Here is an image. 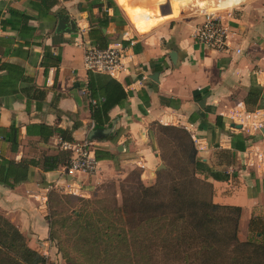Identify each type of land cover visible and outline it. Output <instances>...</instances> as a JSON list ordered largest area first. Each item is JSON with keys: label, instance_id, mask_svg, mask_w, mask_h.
Listing matches in <instances>:
<instances>
[{"label": "crops", "instance_id": "crops-1", "mask_svg": "<svg viewBox=\"0 0 264 264\" xmlns=\"http://www.w3.org/2000/svg\"><path fill=\"white\" fill-rule=\"evenodd\" d=\"M189 2L0 0V157L36 162L25 180L0 183V212L32 250L51 249L45 209L37 199L48 185L88 194L135 167L148 184L166 170L155 126L178 131L194 159L227 174L195 175L210 185L212 203L238 208V241L250 237L251 218L264 223V0H238L227 10L229 47L222 50L194 41V28L204 17L197 11L205 2ZM211 3L224 7L226 0ZM10 11L26 19L12 20ZM60 15L67 19L57 30ZM129 40L131 59L115 77L84 68L86 47ZM105 97L113 104L94 120L96 103L89 100L99 104ZM11 123L17 129L15 151L6 139ZM94 124L110 129L102 138H90L93 151L103 155L94 173L67 175L61 166L42 170L43 156L67 152L58 131H69L76 142L87 138Z\"/></svg>", "mask_w": 264, "mask_h": 264}, {"label": "trees", "instance_id": "trees-1", "mask_svg": "<svg viewBox=\"0 0 264 264\" xmlns=\"http://www.w3.org/2000/svg\"><path fill=\"white\" fill-rule=\"evenodd\" d=\"M110 4L115 11V4ZM9 14L12 20L26 19V16L18 11H10ZM27 30H32V28L28 27ZM100 47L103 48L105 45ZM25 81H30V79H25ZM249 93L251 91L248 95ZM90 95L93 96L92 90H90ZM105 99L107 101L105 97L100 101L101 103L99 102L100 105L96 102L95 108L91 109V116L94 120L99 110L105 113L112 106L113 103L106 102ZM97 106H100V109ZM93 127H97V130L101 129L99 124H94ZM16 132V127L11 123L6 137L10 151H15L18 145ZM58 134L62 140L71 141L69 131L60 130ZM101 153V151H94L96 160L103 158ZM105 156L110 158L106 154ZM68 157V152L43 156L42 170L48 171L57 166L63 167L67 164ZM33 164L36 162L32 160L14 161L0 157V183L12 186L25 180L28 167ZM178 171L181 173V181H169L170 191L178 192L175 188L188 187L196 183L199 184V194L203 192L208 198V200L201 199L199 196L200 202L196 208L190 205L193 208L191 214L196 218L195 222H189L184 212L170 215L164 211L147 215L137 223L129 225L124 218L123 206L118 205L114 199L112 204L108 202L101 204V200L75 197L76 195L71 193L73 196L63 195V197L66 199L72 197L80 205L72 207L71 212L75 219L67 223L65 217L54 219L58 212L57 208H61L63 203L59 200L55 202L54 194L49 191L46 194L45 209L48 240L52 242L54 238H57L55 231L57 225L63 227L67 231L68 239L65 240L68 242L72 240L74 252L86 259H92L91 264H223L225 258L227 264H264L262 258L255 257L254 261H250L248 255L232 253L237 252L233 251L235 245L243 246L250 242L248 238L245 241H238L236 238L238 208L212 203L209 196L210 185L195 175L200 172L214 179H223L227 174L222 172L219 174L211 170L201 161L194 159L192 153L187 156L186 162ZM99 202L100 204L97 205ZM54 207L56 208L53 209ZM219 210L226 212L218 213L217 219L216 211L219 212ZM217 220L222 228L229 230L227 239L218 245L190 227L192 225L198 227ZM248 229L254 237H264V223L258 225L256 219L251 218ZM261 246L264 249V245ZM225 247L230 248V253H225ZM67 261L69 262L68 259ZM43 262V256L29 248L18 229L0 215V264H42ZM69 263L75 264L71 261Z\"/></svg>", "mask_w": 264, "mask_h": 264}, {"label": "rangeland", "instance_id": "rangeland-1", "mask_svg": "<svg viewBox=\"0 0 264 264\" xmlns=\"http://www.w3.org/2000/svg\"><path fill=\"white\" fill-rule=\"evenodd\" d=\"M191 1H203L205 2L204 7H200L197 12L201 15H204L211 11L215 6L214 3H211L210 0H191ZM184 3H190L189 0H184ZM196 3V2H195ZM200 4V3H199ZM240 4V3H239ZM236 4L229 5L228 7H219L218 13L220 15H225L228 9H231ZM238 6V5H237ZM191 6H187L185 10H188ZM236 7V6H235ZM134 23V22H133ZM137 26L136 23H134ZM140 26V25H139ZM150 26V25H149ZM141 28H146L145 26H140ZM159 128L155 126L154 134L155 141L158 144V148L161 156V163L166 164V170L156 172V176L154 178L153 183H143L139 180V171L138 167L133 168L129 172L125 174L123 178H109L91 189L88 194L78 193L75 194V197H83L85 199H97L101 200L102 203H111L113 199L116 201L118 205L123 206L124 210V218L127 224L133 225L140 221L147 215H151L154 213H163L168 212L170 215L174 213H182L184 212L189 222H195L196 218L192 216L191 212L193 211V207L196 208L197 204L200 202L199 196L201 199L208 200L207 196L201 193L199 194V184H192L188 187L179 186L176 191H170V183L169 181L175 180V182L181 181V173H178L181 166L186 162L187 156L192 153L188 148V144L185 139L181 136L178 131H174L172 128L165 129ZM159 131H164V138L161 141L157 142L156 138L159 135ZM173 136V138H172ZM173 144L175 147L173 148ZM50 191V192H49ZM49 193H53L55 202L57 200L63 203L61 208H57V214H55V218L65 217L67 223L74 218L71 209L74 205H80L76 202L72 197L66 199L63 195H71L72 192L68 189H50ZM72 193V194H71ZM198 196H197V195ZM57 197V198H56ZM100 202L97 204L99 205ZM112 204V203H111ZM54 207L53 209H55ZM224 213L226 211L219 210L216 211V216L218 219V213ZM46 214V210H45ZM0 215L3 216L0 212ZM222 215V214H221ZM232 216V214H230ZM4 217V216H3ZM5 218V217H4ZM6 219V218H5ZM47 222V221H46ZM11 223V222H10ZM197 233L204 236L206 239L218 245L219 243H223L224 239H227V235L229 230L222 228L218 224V220L212 223H205L199 225L198 227L192 225L190 226ZM57 238H54L52 242H50V253L47 251V255L43 256L44 262L42 264H91L93 262L92 259H86L76 252L72 248V240L66 241L67 231L63 227H59V225L55 228ZM59 239V240H58ZM250 242L249 244L245 243L243 246L235 245L232 253H240L243 255H248V260L254 261L255 257H259L264 259V249L261 245H264V237H254L253 234L248 238ZM223 247L225 245H222ZM225 253H230V248L225 247ZM69 260V262L67 261ZM223 264H227L226 258L222 262Z\"/></svg>", "mask_w": 264, "mask_h": 264}, {"label": "built area", "instance_id": "built-area-1", "mask_svg": "<svg viewBox=\"0 0 264 264\" xmlns=\"http://www.w3.org/2000/svg\"><path fill=\"white\" fill-rule=\"evenodd\" d=\"M238 0H226V4L233 5ZM218 6L208 11L200 23H198L193 32V39L197 44L204 45L210 49H227L228 44V24L226 22L227 15L218 13ZM133 45L131 40L126 45H108L105 47H86L83 50L82 63L84 68L89 72L104 73L109 76H116L123 68L124 61L131 59L130 49ZM235 53H240L239 48H234ZM90 104H95V99L89 100ZM253 127L259 129L260 122L253 123ZM60 147L69 153L68 161L62 167V172L69 175L73 172L83 174L94 173L97 160L92 149V142L87 138L72 142L61 141ZM54 189L48 185L44 191L37 194V199L41 202L43 209H46V194L48 190ZM74 194V193H73ZM48 248L42 247L38 253L41 256L47 255Z\"/></svg>", "mask_w": 264, "mask_h": 264}, {"label": "water", "instance_id": "water-1", "mask_svg": "<svg viewBox=\"0 0 264 264\" xmlns=\"http://www.w3.org/2000/svg\"><path fill=\"white\" fill-rule=\"evenodd\" d=\"M58 19L59 20H58L57 25H56V29L57 30L60 29L63 26L62 22L66 21L67 17L60 15L58 17ZM70 24H71V26H73L71 21H70ZM96 128L97 127H93V129L90 130L89 135L87 137L88 140H90V138H96V137L102 138L101 135L102 136L106 135L109 132V130H110L109 128H102L101 127V129H99V130H97ZM261 132L264 135V128L261 129Z\"/></svg>", "mask_w": 264, "mask_h": 264}, {"label": "bare ground", "instance_id": "bare-ground-1", "mask_svg": "<svg viewBox=\"0 0 264 264\" xmlns=\"http://www.w3.org/2000/svg\"><path fill=\"white\" fill-rule=\"evenodd\" d=\"M225 6L228 7V4H226ZM225 6H224V7H225ZM222 7H223V6H222ZM224 7H223V8H224Z\"/></svg>", "mask_w": 264, "mask_h": 264}]
</instances>
